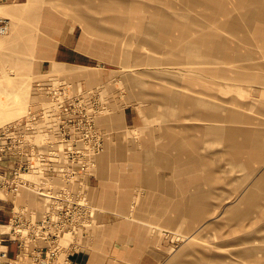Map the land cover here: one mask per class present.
<instances>
[{
    "label": "rangeland",
    "instance_id": "1",
    "mask_svg": "<svg viewBox=\"0 0 264 264\" xmlns=\"http://www.w3.org/2000/svg\"><path fill=\"white\" fill-rule=\"evenodd\" d=\"M115 7L122 12L108 11ZM0 15L10 21L0 35V94L7 96L3 103L0 95V121L25 123L36 114L21 128L36 159L41 150L55 152L47 161L69 160L64 120L73 106V187L87 197V178L100 175L106 151L108 163L128 161L129 171L111 179L119 201L130 196L127 215L158 237L161 264H264V0H3ZM69 40L73 64L55 62L57 44ZM54 81L62 85L56 97L66 98L60 110L45 90ZM124 107L134 124L121 121ZM209 124L217 134L203 127ZM181 140L193 145L189 153L175 146ZM140 152L147 167L154 162L141 173L146 178L180 184L184 171L196 186L200 175L205 206L190 210L196 217H149L155 202L134 168ZM125 177L132 194L121 187ZM251 190L250 206L241 199ZM24 193L43 209L45 197ZM102 194L91 196L103 212ZM226 204L242 209L228 213Z\"/></svg>",
    "mask_w": 264,
    "mask_h": 264
},
{
    "label": "built area",
    "instance_id": "2",
    "mask_svg": "<svg viewBox=\"0 0 264 264\" xmlns=\"http://www.w3.org/2000/svg\"><path fill=\"white\" fill-rule=\"evenodd\" d=\"M9 23L7 17L0 15V35L7 32ZM61 89L60 81H54L45 89L49 102L59 110L66 100L56 97ZM72 99L70 94L69 100ZM66 113L70 117L73 106ZM35 116L31 111L26 115L25 123L0 121V200L8 196L16 198L24 187L45 197L42 210L13 201L7 220H3L0 213V264L9 258L8 243L11 240L17 243V254L26 255L34 264H55L62 253L68 260L77 251L80 237L93 224L94 207L82 190L73 187L77 171L73 167L72 121L69 117L64 120L69 126L71 141L67 147L69 160L59 164L47 161L54 151L45 154L39 150L37 159L32 155L36 152L35 145L29 142V132L25 133L21 128H27ZM90 152L95 153L96 149ZM30 171L38 175L37 179L27 176Z\"/></svg>",
    "mask_w": 264,
    "mask_h": 264
},
{
    "label": "crops",
    "instance_id": "3",
    "mask_svg": "<svg viewBox=\"0 0 264 264\" xmlns=\"http://www.w3.org/2000/svg\"><path fill=\"white\" fill-rule=\"evenodd\" d=\"M262 32L264 35V29ZM73 51H76V49L70 40L69 42H59L52 57L55 59V62L73 64ZM121 121L126 125H132L135 123V115L127 107H124ZM184 151L189 153V150ZM152 153L154 152L152 151ZM138 154L141 156L140 158L136 157L137 160L134 161V164L137 165L134 168L139 169L142 176L140 180L144 188L151 192L150 198L148 197L147 199L153 201V203L155 202L152 205L150 213L152 215H149L150 218H154L156 221V218L161 215L163 217L166 216L173 222V217L183 215L182 212L187 216V213L191 209H201L205 206L204 199L200 200L201 198H199L200 195L203 197L205 194V184L199 183L201 180L200 175L197 176L196 180L198 184L196 186L195 180L193 181L194 185H191L192 182H190L189 176H185L184 173L186 172L184 171H182L180 176V184L176 181V185L173 183V179H159L156 176L157 174L154 176L153 173H149V176H152V178H146L141 173L143 170L155 169L154 165H152L154 162L148 163L149 167H147L143 161V152ZM110 155L109 151L104 153L102 162L100 163V175L98 176L96 171L94 175L87 178V197L95 209V218L98 221L95 222V225L92 224L88 228L87 233L80 237L77 251L73 252L68 260H66V257L62 253L60 260L56 261L55 264H161L163 261L164 258L161 257L163 249L159 247L158 237L149 234L147 224L138 222L133 217L127 215V212H129V194L128 197L124 196L121 201L118 200V181L115 183V180L113 179L112 181L111 177L116 174L118 169L129 171V163L126 161L125 163H121V167H117V163H108L106 160L107 157L109 159ZM98 158L97 155L96 168L98 167ZM198 164L201 165L202 163ZM197 169L199 168L197 167ZM127 177L123 179L121 187L128 189L127 193L132 194V190L129 188H132L133 184H127L129 182ZM191 186H195L192 192L190 191ZM24 192L35 193L32 189L24 187L16 198L8 196L9 198L0 200V213L3 220L8 219L13 201L19 204H26L30 208H35V205L30 203V200L28 201L27 195ZM96 192L103 193L101 198L98 199L106 207V210L103 212L92 199V196ZM194 192L196 196L192 197L191 194ZM36 196L39 199L38 195ZM175 196L177 197L175 198ZM200 201L202 205H200ZM174 211L176 214H173ZM188 215L196 217L191 216L190 213ZM8 251L9 258L5 259L2 264H34L26 255L17 254L18 247L16 241H9Z\"/></svg>",
    "mask_w": 264,
    "mask_h": 264
},
{
    "label": "bare ground",
    "instance_id": "4",
    "mask_svg": "<svg viewBox=\"0 0 264 264\" xmlns=\"http://www.w3.org/2000/svg\"><path fill=\"white\" fill-rule=\"evenodd\" d=\"M211 1V0H210ZM217 2H218V0H217ZM211 3V2H210ZM212 4H214V3H212ZM122 7V6H121ZM107 9H109V8H107ZM108 11H114V12H117V11H119V12H122L118 7H115L114 9H109ZM130 15H131V13H130ZM111 17V16H110ZM118 18V17H117ZM121 19V18H120ZM123 19V18H122ZM127 21H128V19H127ZM221 21H225L224 19H222ZM130 22V21H129ZM166 24H168V22L167 21H165L163 24H162V28L163 29H165L166 27H165V25ZM166 31H168V27H167V29H165ZM175 30V29H174ZM183 32H188L187 31V29H184V31ZM262 34H263V32H262ZM264 36V35H263ZM119 42H120V44H123V47H125V48H131V49H134V47H136L135 45H134V43H132V42H130V41H126V39H124V40H121V39H119ZM124 48V49H125ZM242 76V74H240L239 73V75H238V77H241ZM244 77H246V78H248V79H250V78H252L249 74H247V75H244ZM1 98H2V101H3V103L5 102V101H7L6 100V98H7V96H6V91H3L1 94ZM206 115H209V116H211V115H215V112H209L208 114H206ZM203 127H207V128H210L211 129V133H216L217 134V132H216V129H217V126H215V125H213V124H209V125H205V126H203ZM223 130V129H222ZM176 144H175V146L176 147H178L179 149H181V150H191V149H193L192 148V146L193 145H191V143L189 144V142H185V141H183V140H181V141H179V142H175ZM246 148V147H245ZM249 148V147H248ZM242 150V149H241ZM231 153H232V151H231ZM249 153V152H248ZM239 154H240V151H239ZM249 155V154H248ZM243 156V155H242ZM246 158V157H245ZM250 158V157H249ZM263 183H264V177H261L260 178V180H259V186L261 185L262 187H263ZM243 192L245 191V190H242ZM242 192V193H243ZM256 192L255 191H249V192H247L245 195H243L242 196V199H241V201H243V202H245V203H247L248 204V202H250L249 203V205L251 204V202H254V200H255V197H256V194H255ZM227 201H228V205L231 203V202H233L234 201V199L233 198H231V195H229L228 197H227ZM210 204H212V203H210ZM227 204H226V208H225V210L228 212V213H235V210H238L239 208L237 207H233V206H227ZM251 206V205H250ZM250 206L246 209V211H248V210H250L249 208H250ZM242 209V208H241ZM241 209H239L238 210V212L241 210Z\"/></svg>",
    "mask_w": 264,
    "mask_h": 264
}]
</instances>
